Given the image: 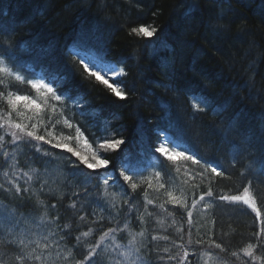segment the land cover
Returning a JSON list of instances; mask_svg holds the SVG:
<instances>
[{
  "label": "trees",
  "instance_id": "1",
  "mask_svg": "<svg viewBox=\"0 0 264 264\" xmlns=\"http://www.w3.org/2000/svg\"><path fill=\"white\" fill-rule=\"evenodd\" d=\"M217 17H222L220 24L223 28L216 26ZM0 21L10 25L11 38L17 43L16 70L30 78L55 80L63 90L70 89L80 102L79 108L73 105L76 112L74 127L81 128L94 150L98 149L99 141L105 136L111 138L112 133L125 140L117 151L100 150L110 164L89 181L93 198L102 183L100 177L106 174L119 177L123 160L132 171L142 172L146 178L152 177L154 185L155 171H162L165 180L171 176L177 188L185 189L191 207L192 200L208 190L209 182L204 180L201 183L199 177L190 178L192 172L201 170L191 162L185 163L174 157L176 163L173 164L155 153V147L165 138L170 139L177 149H188L199 157L215 161L229 177L215 178L211 184L214 196L205 197V201L193 209L195 226L191 231L194 239L203 238L207 242L211 238L221 243L227 251L220 256L229 264H241L230 254L247 243H255L253 234L259 230L260 224L251 209L215 197L238 194L252 180L251 189L258 207L264 212V174L254 171L249 175L246 171L245 176L240 175L249 165L258 170L264 151V0H0ZM139 25L154 26L157 32L150 38L130 35L131 28ZM73 51H76L74 55ZM80 52L89 53L87 61L98 68L105 63L125 68L128 74L123 85L128 98L118 99L95 77H89L79 62ZM165 60L170 67L162 66ZM15 87L20 89L18 94H31L37 98L30 86L16 84ZM194 96L207 97L212 108L220 114L211 110L195 111L192 107ZM80 111L85 115H80ZM230 119L235 122L234 132L225 141L222 128ZM57 127L63 128V125ZM63 131L74 135V128L71 132L67 128ZM241 137H247L251 146L236 157L233 166L229 142H239ZM44 147L50 148V145ZM80 149L88 151L83 143ZM51 151L61 152L60 149ZM33 153L34 149L24 150V154L18 157L20 167L27 170V166H32L43 171L39 162L31 163ZM69 156L67 153L58 155L49 165V183L55 189L54 193L39 192L40 183L35 182L33 191L21 196H16L14 190L5 192L0 189V203L14 209L18 215L32 217L33 223L38 222L47 205L49 217L56 216L61 227L70 222L71 228L63 229L62 234L71 231L65 242L72 247L76 235L80 230L86 231L88 225L76 229L78 216L68 207L76 199L72 195L76 191V180L68 175L70 168L63 167ZM177 167L181 169L179 174ZM185 169H190L188 175L184 174ZM184 180H188L187 185L182 183ZM0 183H6L2 175ZM20 184L23 187L24 181L21 180ZM193 184L199 188H192ZM118 185L127 189L126 196L119 186L110 187L109 191L121 193L117 206L122 227L128 207L122 201L128 199L137 203L142 212L147 183L136 192L124 185L122 178ZM163 193L164 190L148 189L149 198L156 204L166 200ZM37 195L44 205L37 204ZM204 203L212 207L204 209ZM52 204L57 207L51 209ZM165 207L174 216L148 206L150 211L164 219L163 227L157 225L156 216H146V223L141 225L136 212H132V230L139 232L141 228H147L149 241L151 235H168L179 242L175 227H182L185 233L188 231L187 213L171 204ZM91 212L92 208H88L90 220ZM110 212L115 214L112 209L103 211L104 219L94 226L96 231L89 238L90 242L94 243L103 231L117 223L116 220L109 223ZM173 219L177 224L169 227ZM128 238L126 231L123 237L117 234V240L122 244H127ZM155 243L164 247L169 242ZM206 247L207 243L190 246L189 264H197L194 253ZM211 251L219 253L218 249ZM97 259L102 264H109L103 251ZM147 259L151 264H164L156 260L155 253L150 252Z\"/></svg>",
  "mask_w": 264,
  "mask_h": 264
},
{
  "label": "snow or ice",
  "instance_id": "2",
  "mask_svg": "<svg viewBox=\"0 0 264 264\" xmlns=\"http://www.w3.org/2000/svg\"><path fill=\"white\" fill-rule=\"evenodd\" d=\"M220 20H222V17L216 18V26L223 28ZM11 32L10 25L0 21V157H3L0 160V167L7 165L0 172L6 182L0 183V189L5 192L14 190L16 196H21L24 193L32 192L34 183L39 182V192L47 190L54 193L55 189L49 183V165L56 156H63L64 153L70 154L63 167L70 168L68 175L76 180V191L72 193L76 199L68 207L73 210L74 215L78 216L79 223H77L76 229H82L85 224L88 227L86 231L80 230L75 237L76 243L72 247H68L65 239L66 236L71 235V231L66 234H62V232L63 229L71 228V224L70 222L65 223L61 227L56 216L49 217L50 209L47 205H45V211L39 216L38 222L33 223L32 217L18 215L14 209L0 203V264H102L97 259L102 251L108 258L109 264H151L150 260L147 259L150 252L155 253L156 260L163 261L164 264H173V262L174 264H189L190 253L188 248L193 244L203 246L206 243V248L197 250L194 253L197 257V264H200V262L202 264H229L227 260L220 256L221 253L227 251L221 243H217L211 238L207 242L203 238L194 239L191 231L192 227L195 226L193 209L204 202L205 197L214 196L211 184L215 182V178H229L225 175L222 166L213 160L199 157L188 149H177L172 145V140L165 138L159 146L155 147V153H159L160 156L173 164L176 163L174 157L185 163L191 162L192 166L201 170L192 172L190 178L199 177L201 183L204 180L209 182L208 190L201 193L198 198L193 199L191 207L188 206L185 189L182 187L177 188L171 176H168L165 180L162 171H155L156 184L154 185L152 177L146 178L142 172L132 171L123 160L120 165L119 177H114L112 174L100 177L102 183L95 193V198H93L88 183L93 177L100 175V169H107L110 164V161L101 155L100 150L117 151L125 143V140L116 138V134L112 133L111 138L105 136L99 141L98 149L94 150L92 144L84 137L81 128L74 127L73 121L76 112L73 110V105L79 108L80 102L72 95L71 90H63L55 80L46 81L45 78H30L28 74H21L16 70L17 43L12 40ZM156 32L157 29L154 26L139 25L132 27L129 34L150 38ZM79 62L89 77H95L96 81L105 85L118 99L126 100L128 98L124 85L118 79L128 74L125 68L107 67L105 70L98 68L84 57H80ZM162 66L170 67V63L165 60ZM249 67H251V64ZM110 80L111 82H109ZM16 84L30 86L37 94V98H33L31 94H18L20 89L15 87ZM192 100V107L195 111L211 110L216 115L220 114L212 108L207 97L194 96ZM79 114L85 115V112L80 111ZM234 123V120L230 119L223 126L222 131L225 141H228L229 136L233 134ZM61 124L63 128L69 129L70 132L74 128V135L65 134L63 128L57 127ZM104 132L107 133L108 129L105 128ZM8 137L11 139H7ZM81 143L88 151L80 149ZM229 143L233 152V166H235L236 157L251 146L250 141L247 137H241L239 142L231 141ZM44 145H50V148H45ZM25 149L28 151L34 149V159L31 163L39 162L43 171L32 166H27V170L20 167L18 157L24 154ZM51 149H60L61 152L53 153ZM260 158L261 167L258 170L249 165L246 170L241 171L240 175L245 176L246 171L249 175L254 171L264 174V151L261 152ZM81 166L83 167L81 168ZM150 167L156 166L150 165ZM84 169L89 170V172L86 173ZM180 171L181 169L177 167L176 172L179 174ZM189 171L190 169H185L184 174L188 175ZM81 176L84 177L83 180L79 179ZM121 178L123 184L127 185L132 192H136L142 184L147 183V188L144 190V208L142 212L137 203H133L128 199L122 201L123 205L128 206L122 227L119 222L120 208L117 206L121 193L109 191L110 187L119 186L123 195L128 194L123 185H118ZM21 180L24 181L23 187L20 184ZM182 183L187 185L188 180H184ZM251 184L252 180H249L248 185L243 187L242 192L231 195L222 194L215 197V199L230 204H243L255 213V218L260 224L259 230L253 234L256 242L247 243L238 251L231 252L230 255L240 260L241 264H264V212L257 205ZM191 187L198 189L199 185L193 184ZM148 189H153L156 192L164 190L163 194L166 196V200L156 204L154 199L149 198ZM177 191L179 194H176ZM33 195H36V193L33 192ZM36 200L38 205H44V201L40 200L38 195ZM100 201H103V204ZM166 204L183 209L187 213L188 231L186 233L182 227H175L177 224L175 219L172 220V225L169 226L175 227L179 242L171 239L168 235H151L149 241L147 239V228H141L139 232L132 230L130 225V213L132 212H136V218L139 219L141 225L146 223V216L150 218L156 216L157 225L163 227L164 219L159 218L158 213L150 211L148 206L152 205L153 208H159L168 216H174V213L165 207ZM56 207L55 204L50 206L51 209ZM210 207L212 205L209 203L203 204L204 209ZM88 208H92L91 220L87 214ZM97 209H100L99 213ZM105 209L114 210V215L110 212L111 219L109 223L112 220H116L117 223L103 231L99 238L92 243L89 238L96 231L94 226L104 219L102 213ZM125 231L129 238L127 244H122L117 240V234L119 233L123 237ZM198 233L199 229H197ZM185 235L187 236L186 240ZM109 240L111 243H106ZM161 240L169 243L164 247H160L155 242ZM73 249L76 251L74 252ZM211 249H218L219 253H215ZM161 253L167 255H161ZM241 257L246 259H241Z\"/></svg>",
  "mask_w": 264,
  "mask_h": 264
},
{
  "label": "bare ground",
  "instance_id": "3",
  "mask_svg": "<svg viewBox=\"0 0 264 264\" xmlns=\"http://www.w3.org/2000/svg\"><path fill=\"white\" fill-rule=\"evenodd\" d=\"M76 53V51H73V55ZM90 55H89V53H86V52H80L79 53V55H78V57L80 58V57H84L86 60H87V57H89ZM107 64H110L111 65V67H116V68H121V66H119V65H116V64H114V63H105V64H103L102 66L100 65V67L99 68H102V69H105L106 70V65ZM126 78H127V75L126 76H122V78L121 79H119V81L122 83V84H125V80H126Z\"/></svg>",
  "mask_w": 264,
  "mask_h": 264
},
{
  "label": "rangeland",
  "instance_id": "4",
  "mask_svg": "<svg viewBox=\"0 0 264 264\" xmlns=\"http://www.w3.org/2000/svg\"><path fill=\"white\" fill-rule=\"evenodd\" d=\"M107 67H111V65L110 64H107L106 65V69H107ZM243 205V204H242ZM245 206V205H244ZM247 207V206H246ZM248 208V207H247ZM248 209H250V208H248Z\"/></svg>",
  "mask_w": 264,
  "mask_h": 264
}]
</instances>
